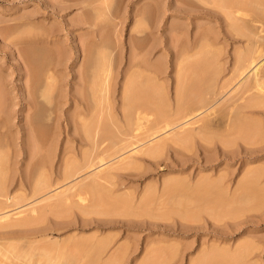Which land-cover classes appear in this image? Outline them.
I'll return each mask as SVG.
<instances>
[{
    "label": "rangeland",
    "instance_id": "obj_1",
    "mask_svg": "<svg viewBox=\"0 0 264 264\" xmlns=\"http://www.w3.org/2000/svg\"><path fill=\"white\" fill-rule=\"evenodd\" d=\"M56 1L54 2V0H0V80L2 79L5 82L7 81L12 82L15 85V88L13 89L11 88L10 90L3 88L5 91L4 96L7 97V99L4 100V103L5 106L7 104L9 105V107L6 106L8 108L4 110L6 107H3L2 101L0 102L2 104V107L0 108L1 110L0 113L2 112L6 113L4 114L5 117L4 115L1 116L2 114H0V119H2V121L5 120L4 118H6V116L9 115L13 117L12 121L18 122V125H20L21 127L25 123L24 121H19L22 115H26L27 113L30 115L29 110L32 113L38 109H41L40 117L45 123L48 122V118H49V122H51L50 119L55 115V113L63 114L64 118L60 119V123H61V127L64 128L65 125L67 124V120L65 119V116L72 118L75 116L76 112H79L83 109L82 104L84 102L81 101L80 105H78L73 101L72 98H75L76 96L77 97L83 96L86 98L87 96L86 99H88V97L90 98V96H92L89 93V90L87 91V88L85 86L86 85V80L84 79L85 70L83 69V67L85 66L84 65L85 62L83 61H86L87 56L90 54L91 58L99 57L100 62H104L105 65L111 62H112L111 64H113V66L111 64H108L110 67L112 66L113 68L112 74L114 73L113 78L111 79L112 91L110 93L111 94L110 97H111V103L114 106V114H115L114 117L116 120L119 121L117 123H118V127L120 128L122 127L125 121V118L122 117L123 116L122 108H123L124 90H125L124 86L129 78L128 76H130V74L134 72L135 65L137 64L138 61L140 62L145 61L146 64H150V65L155 64L160 66V70L162 71V73L160 74V77H158V80H159V84H161L164 87L163 92L167 104L166 109L170 110L171 108L174 107L176 103V88H177L176 77L178 72L177 69L175 70L176 68L175 57L173 58L169 56L167 49H170L171 51L178 50L183 44H185L189 49L188 51L189 53L187 54L185 53L184 56L187 57L190 55L192 56L191 58L192 60L193 58H197L196 61L200 59V55H201V59L204 56V53H201V49L203 48V45L204 46L210 45L212 46V49L216 50L217 52L218 49L219 50L222 49L221 51L218 52V54H220L221 56L219 55L217 60H215V63L216 62L218 63L217 65L220 66L219 68L223 72V73L221 72L222 75L220 76V81H223L224 79H227L229 77L230 69L233 67L234 58L236 56L237 51L239 49H244L243 43L240 41L225 40V36L223 33L227 32L229 35H232L230 32L231 28L225 22H223L222 20L223 18L220 19L222 20L220 23V20L217 19L218 14L216 13L218 7L222 9L219 2L222 3L223 0L222 1L193 0L191 1V4L193 3L192 6L191 5L188 6L190 2L187 3L188 8L185 6L186 4L182 0H180L182 2H180L179 0H68L69 2L64 0L66 1L65 4L67 3L66 4L67 7L66 9H63L61 11L55 10L54 6L57 3H60L61 0H56ZM195 1H196V5L194 4ZM61 2H63V0ZM176 2L178 4H176ZM52 3H55V5H52ZM182 3H184L185 5ZM183 6H185V8ZM206 9H208V11ZM251 9L252 12L251 13L247 12V14L246 15L244 14V16H243L244 11L242 12V15L239 14L241 20L244 21V22L242 21V23L240 24L241 29H244L242 31L246 32V34L248 33L249 35L251 33L254 34V32L258 31L259 33L257 32V35L260 34L262 38L261 40H263L264 42V38H263L264 16L261 15L260 12L259 15L258 9L257 10H255L256 8H254V10L253 8ZM46 10L54 14L53 15L43 14ZM153 10H155L156 12L154 13ZM218 11L220 10L218 9ZM253 11L255 12L257 11L256 15H258V17L255 15V12L253 13ZM250 14L251 15L253 14L255 18L254 17L252 18ZM89 16L90 19L91 18L93 19V21H91L88 18L90 22H87L85 17H89ZM245 17H248V19ZM260 17L261 20L263 19L261 22H260ZM94 19L96 21H94ZM254 19H257L259 21L257 20L254 21ZM80 21L85 22V24L84 23L82 24V22L80 23ZM91 22L96 24V26H93V23ZM141 23L145 25L143 26ZM139 24L140 26L141 25L142 26L139 27ZM242 25L245 26L242 27ZM96 28H97V33L96 34L92 33V30ZM245 29L246 30L248 29V32L245 31ZM50 30L52 35L46 34ZM253 30L254 32H252ZM25 32H27L28 34H25ZM46 35L51 36L52 40L54 39L53 41L56 44L55 45L53 44L45 45L42 43L40 44L39 40ZM134 35H136V37H134ZM137 35L140 37H138ZM254 35H256V33ZM147 37L148 38L152 37L151 39L149 38V43H147L148 41ZM133 38L134 40L137 41H134ZM146 38L147 40L145 41ZM140 39L143 40V46L141 45L142 41ZM139 40L141 41V43ZM201 40L203 41L201 42ZM170 41L173 45L170 43ZM93 42L96 44L94 48H92ZM136 42H138L141 46L138 43L137 46ZM199 42H201L202 44ZM133 43L135 49L136 47H141L139 49L141 53L137 50L138 54H136L137 56L136 58L133 57L135 55L134 53H137L135 49H134L135 51L132 50L134 48L132 46ZM146 44L151 45V47L150 45L149 46L147 45L148 46L146 47V49L148 48V50L146 51L147 53L145 52V48H144ZM82 45H84L85 47L87 46L86 48L88 50L85 49V47L83 48ZM79 46L80 48H82V51H84L83 53L81 52L77 53L78 50L77 48ZM262 46L263 45L261 44V47ZM142 47L144 50L142 49ZM261 47L258 49V51H260V49L262 50L261 52H259L260 54L258 52L256 54L259 57L258 60L259 61L262 60V67L258 76L261 78V81L264 83V62H263L264 53H262L264 50V46L263 48ZM23 48H27L26 50H28L29 52V53L27 52V56H29V58L31 59L33 58L32 62H34V67H32L33 65L32 63L30 67L32 69L35 68V72L36 71L38 72V73L36 72L37 75H35V72L33 73V76L31 75V73L34 71L33 70L31 71L30 74L28 72L25 76H21L22 74H24V72L18 70L17 65L23 63L21 61H25V57H23L24 53L22 54L20 52ZM54 48L55 49L58 48L61 52L64 51L67 57L71 55L74 59L76 58V63L74 65H70L73 60L70 59L68 62L64 61L56 68L57 75L60 78V82H59L60 91H62V94L64 95L61 98L58 97L57 89L51 88V91H49L50 89H47L48 87V85L46 87L47 80H45L48 70L50 69V67L51 68L53 67L51 62L54 60V58L55 61L57 60L58 50H55ZM89 48L92 49L89 50ZM88 52L90 53L88 54ZM132 53L134 55H132ZM109 54L111 55V57H109ZM141 54L144 55L142 56ZM196 54L197 56L198 55L199 56L194 57L196 56ZM100 55H102V57H100ZM108 58L109 59L113 58V59L112 60L110 59L107 62ZM139 58H141V60H139ZM135 59H137V61H135ZM81 70H83L84 72ZM253 71L254 70H251L242 80V81L245 80L249 81L246 82L247 85L249 84L248 86L251 85V80L253 82L254 79ZM80 72H83V74ZM144 73L146 76L149 74V72L147 71L143 72V74ZM27 75L29 78H27ZM81 75L84 76V77L82 76V78L84 79L85 82H83ZM30 76L32 77L36 76V78L34 79L32 78L33 79L32 80L30 79L31 78ZM189 76L190 74L189 75L187 74V78H188L187 81H189L190 78ZM28 79L30 80V82L28 81ZM31 80H32V89H31ZM27 81L28 84L30 83L29 86L27 84ZM26 84L28 88H30L31 90H27V91L22 90V87L25 86ZM10 87L12 86L9 85V88ZM197 89L199 90L198 86ZM46 90H48V92ZM121 91L123 92V95ZM252 91L256 92L255 89H253ZM27 92L28 95H30V93H33V100L32 97H30V101L32 100L33 103L36 104L35 105L36 107L34 105L32 107L28 105V100L26 99ZM34 93H36L35 96H37L35 101H34ZM86 93L87 95H84ZM225 93L226 92L221 93V96L220 94L218 95V99L220 98L219 99L220 103L219 105L217 103L218 105L217 107H219L221 103L223 102L225 103L226 102L225 99L228 100L229 97L231 96L230 93H226V94ZM250 93L248 92V94ZM101 96H103V94H101ZM1 100H3V98ZM192 101H195V98L194 100H191V102ZM104 105L105 103L103 104V106ZM34 107L35 109L36 108L37 109L35 110ZM103 109L104 107L101 108V111H105ZM202 110L204 111V109H201L199 110V112L196 111L195 114L200 113L201 114L200 117L202 115L205 116L206 113H204ZM104 113L106 115V111L103 112L101 115L103 116ZM262 113H264V108L260 109L259 113L253 114L250 117V119L255 120L257 122L260 121V123L263 124L264 126V115ZM105 115L102 118L104 120H106ZM17 116L19 119L17 118ZM147 117L149 119V122L152 121L153 116L148 115ZM11 128H10L11 137L13 138L20 137L19 139H17V141L22 142L23 147L26 146V139H27L26 130L23 127L20 129L17 127H11ZM115 129L117 130V128ZM174 132L172 131V135H171V132L169 131L161 135L160 138L158 137L153 140V142L154 141L156 142L154 143L151 142L149 145H147V146H154V144L157 143L159 139L165 137L168 140V144L164 148L165 151L164 149L163 151H161L164 154L163 156L160 155V157L159 156L153 157L150 155L149 157L146 153H144L147 147L146 145H145V149L144 147L142 148L144 151L138 152V154L135 153L134 152L135 150L133 151L134 149L133 147L137 145H131V146L129 144L126 145L125 143L126 141H123L124 142L123 144L122 141L118 140L121 137H124L121 134L117 135L116 139L115 136L113 137L105 136L103 138L108 137L109 139L106 138L108 140L104 141L103 145L106 144L105 145L106 147L108 145L107 150L110 149L111 150L110 153L112 155L111 158L110 153L108 151H106V153L104 152L105 155L104 157L106 158L105 161H107L109 158V160L106 162V165H104V167L103 166L99 167L98 169L90 168L87 171H84L85 173L82 172L81 174L69 180H64L61 177L65 167V164L63 163L64 159L67 158V156L71 157L72 155H74V153L76 154L80 153L79 157L81 159V153H86V151L89 153L91 152L87 142L83 140H80L78 143L74 142V139H79V137L77 136L79 135V133H80L79 136H83V135L79 131H77V135H74L75 131L74 129H72L70 138L63 139V142L61 144V149L56 150L55 157L49 160V165L46 168L49 171V173L52 174L50 180L53 186L51 188H48L47 190L46 189L42 190L43 193H41L42 192L41 191L40 192L41 194L39 193L38 195L29 198L27 200H24L22 202L19 201L18 204L13 205L7 209H4L3 211H0L1 213L0 216H3L4 214L8 215V217L0 218V264H46V262H48L49 264L50 261H51L50 264L52 263V261L54 262L52 264H56L58 260H55L56 261L55 262L54 259L55 258L60 259L62 257L63 258L59 260L61 261V264H64L65 262H67L68 264L70 263L72 264V261L68 262V260H65L64 258L67 259L69 258L71 260L73 259V264L76 263L103 264L104 262H105L104 264H108L110 259L109 256L110 255L112 256L114 251H119L121 248H127V250L125 249L126 250L125 255L122 256L121 262L119 264H192V262H194L193 264H197V263L204 264L205 261L206 264L209 261H211L210 262L211 264H218L220 261H222L221 258L223 257L225 260L223 259L224 261L220 262V264L221 263L228 264V262L230 264H251V263L264 264V206H262L263 208L257 206V204L260 203H261L260 205L264 204V195H261L259 196L261 198H258L261 200V202H258L259 201L257 199L258 196L255 197L257 200L255 202H254L255 198L254 199L252 198L253 200L250 199L251 201L247 199L248 202L250 201L251 203H254V204H250L249 202L248 204V202H246L248 205L252 206V211L246 203L245 204L249 207L250 210H248V207L245 208L246 205L243 203L244 197L242 198L239 196L241 193L239 191V185L240 187L243 186V181L245 179L244 175L246 174V172L250 174L249 171L251 172V170L253 172L254 171L259 172L260 170V173L262 174V178H261L262 181H260L259 187L261 186L260 188H264V147H262V150L259 152L248 153L249 155L243 152L242 154H240L239 157L236 156V159L231 158L229 156H226L227 157L226 158L225 155L223 154L225 150L222 148L220 150L210 148L208 153V151H206L207 148L199 143H197L198 145L197 144L193 145L194 147L189 145V148H187V146L184 145L185 146L184 148V146L182 147L179 146V144L177 143L175 144L174 141L173 143L169 142L172 141V138L175 137ZM166 136H168V138L172 136V138L168 139ZM111 139H113L114 141H112ZM170 144H172V146ZM174 144L178 145L177 146L178 148H174L176 147L174 146ZM122 146L124 147L129 146V147L124 148ZM261 146H264V144L261 143V145L258 144L257 146H253V147H261ZM116 147H118L119 150H117ZM192 147L193 149H191ZM238 147L239 146H234L231 149L227 148L226 151L236 150V152H238L240 150V148ZM180 148H183L184 150H181ZM64 149H68L70 151L64 153ZM177 149H179L180 152L179 150L177 151ZM188 149H190L189 152L187 151ZM7 150L8 148L2 149L0 150V153L5 154L6 152L7 155L9 154L11 156L12 149H9L8 151ZM116 150L119 152H117ZM191 151H193V153ZM93 153L94 152H92V154ZM183 153H185V155L182 156L178 155ZM121 154L123 156H120ZM113 155L115 157H113ZM242 156H245V159H242L241 158ZM251 157H255V158H251ZM34 160H31L29 157H23L20 155L14 157L13 160L14 163L18 161V163L14 165L16 171L15 173L20 174L21 172L25 171L27 165L29 163L34 162ZM96 160L98 161V158ZM35 161H39V158L37 157ZM128 164L130 167L128 166ZM120 166H122L121 169ZM131 166L134 167H132L131 169ZM248 167H253V168L255 167V169L259 168V170L258 169L253 170V168H250L249 170ZM92 169L94 170L91 171ZM99 171H101V173L98 175L101 176L105 174V177L107 179L104 177L101 178L106 182H103L101 179H98L97 180L98 185L100 184L99 186L103 187V190L108 196L107 195L104 196L106 199L102 197L101 199L102 201L100 200V198H97V201L95 200V198H93L95 200L94 201L87 194H89L88 191L92 190L89 188L90 180L94 179L91 180L92 183L90 184H93V182L95 183L94 177ZM227 173L230 174L227 175ZM201 179L205 181H202ZM198 181H201V183ZM178 183L181 185H179ZM210 183L216 186L217 190L213 187L215 189L214 190L215 192L218 191L222 193L223 200H225L226 203L228 199L234 195V193L235 194L238 193L237 196L236 195L234 196L239 198L233 196L232 197L233 201L231 200V198L228 201L231 202L232 207H234L232 209L233 212L235 210L234 213L228 214L229 212H226L228 211L227 207H225L226 208L225 210L224 207L222 208L221 206L219 207L217 205L219 208L218 210L224 209L226 215L222 214L221 217L220 216L217 217V215L215 216L211 214V212L214 214L219 212L218 215H220L224 211L221 212L218 211L216 205H211V203L209 202L210 207L215 206V208H210L209 203L205 201L206 198L210 200L211 198H215L206 190H202L205 189L204 187L206 186V184H210ZM85 184H88L87 185L88 191H85L87 190ZM79 186L80 187L83 186L81 188L84 191L83 194L80 192L82 190H80ZM180 188L182 189L184 188L183 189L184 191ZM74 190L78 191L79 193L77 192L76 194ZM185 190L187 193L183 194ZM175 191L178 193L173 194V192ZM188 191L189 193L191 191V193L189 194ZM195 191H198L199 194L201 195H199L198 192L196 194ZM14 192L15 191H13V194ZM180 192L182 195L180 194ZM71 193L72 196L70 195ZM73 193L76 194V196ZM127 193L128 195H126ZM193 193H195L196 195H194ZM204 193H208L207 195L209 194L210 195L205 196L206 194ZM67 194L69 195V197ZM186 194L188 195L186 196ZM191 194H193V196ZM81 196L83 197V199ZM126 196H128L129 199H127L128 197ZM180 196H182V198L185 199V201L181 199ZM188 196H191L192 199H194L195 196L196 197L198 196L199 197V198L197 197L198 200L201 199L198 201L197 198H195V200H197L198 202L201 201L199 203L200 204L199 207L201 211H197L199 210V207L197 206L198 207L197 208L196 205H193L194 204L193 200L192 199L188 200L191 198V197L187 198ZM88 197L94 203L96 202H98V204L100 203L99 206H97L98 208L96 207L97 209L93 208V206H96L97 204L93 203V206H91L92 202ZM112 197L114 199H112ZM174 197H178V199H181L180 201L183 200L181 203L176 199L177 201L175 202L176 203L179 202L178 204L180 205L185 204L187 201V203L190 205L189 207L194 206L191 208L194 209L197 208L196 210L197 214H195L194 216L195 210H193V213H191L192 209L190 210L187 203H186L187 206L183 205L181 206L182 208L180 207V205L174 203ZM75 198L77 201L79 199V204L81 205V208L84 205L85 207L90 205L87 208L84 207V209L85 210L87 209V211L90 208V210L88 211L89 215H87L88 214L87 211H85L83 208L81 210L80 208H78L79 204L75 200ZM103 198L107 202L103 201ZM107 198L110 200V202L114 201L117 204L115 205L116 209L112 205V208H114V210L112 209V211L110 212L107 211L106 208L110 210L111 209L110 206L112 203L109 205L110 202ZM142 198H143V203L145 202L144 204L146 206H144L143 203L140 202L142 201ZM171 198H173V201L171 200ZM62 199L64 203L62 202ZM202 199L204 200V203ZM239 199L242 201L244 205L239 204L240 203ZM118 200L119 203L122 204L120 206H124V207L121 208L119 206V203H117ZM167 200H169L170 202ZM195 200L194 202L196 203L197 201ZM87 201L90 204L89 203L86 204ZM59 203L61 204V206L63 205L62 207L63 208L65 207L66 211H69V213L64 211L63 208H61L60 212H62V214L60 215V212L56 211L58 208L60 209L61 207L60 205H58ZM171 203L172 204L174 203V205L175 204L176 205L174 206ZM202 203L204 206L201 205ZM205 203H208V206L207 204L205 205ZM233 203L234 205L236 203L239 204L240 207L239 209L241 214L237 209L238 206L235 207L236 205L234 206ZM54 204L57 205L54 206ZM101 204H106L105 209L102 210V208H104V205L102 206ZM107 204L109 205V207ZM170 204L174 207H177V205L179 207H177L178 209L175 208L174 211L172 210L174 209V207H171ZM52 205L54 206V209L57 206L59 207H57L53 212L54 209L52 210L53 207ZM242 205L245 207L242 208ZM206 206L209 207V209L206 208ZM253 207L254 208L258 207V208H255V210H253L254 209ZM77 208L79 211L77 210ZM91 208L94 209L95 212L92 211ZM179 208H181L182 212L181 210L179 211ZM118 209L120 210L119 212L117 211ZM207 209L208 210L211 209L210 215L214 216L213 218L209 215V211H207ZM212 209L214 211L216 209L217 212L215 213ZM184 210H189V212L192 215L188 211H186L187 212L186 215ZM176 211L177 214L175 213ZM41 212L42 214H40ZM81 212L82 213L85 212V213L81 216L82 214ZM43 213L46 215H44ZM107 213L108 214L113 213L114 215L112 214L107 215ZM182 213H184L185 215H182ZM39 214L41 215V217H43L39 221L40 224L36 223L37 224L36 226L34 224L33 226H28V227L27 226L22 227L19 225V222L25 220L26 218L32 215L38 217ZM188 214H190L191 217L188 216ZM231 214L232 216H230ZM234 214H236L235 218L233 216ZM136 215H138L139 219H137ZM215 217L216 220L214 219ZM38 231H41V233H38L30 238L29 237L24 238L25 235ZM114 234H116L115 237ZM98 239L99 242L103 241L102 239H104L111 243L109 250L104 252L103 255H99V258L97 257V255L95 256V253L92 249V247L98 243ZM246 240L248 241L246 242ZM129 242L131 243V247ZM54 243L55 244L57 243L56 247ZM244 243L245 244L251 243V245L253 246L255 245L254 246L255 248L253 253L251 254L252 256L250 255L244 259H241L239 258V251L242 249V246L245 245ZM124 244L126 245L124 246ZM47 245H49L50 249L48 248ZM73 246L74 247L76 246V248L74 249ZM118 247L120 249H118ZM239 248L241 249L238 250ZM52 249L54 250L55 253L51 251ZM57 249L63 252L61 253L58 250L59 254H57L58 253ZM76 249H79V251L78 250L76 251ZM47 250L49 251V253H45V251ZM255 251H257L258 254ZM50 252L52 253V255L50 254ZM147 253L149 254L147 255ZM212 254L214 255L212 256ZM57 255H60V258L59 256L57 257ZM68 256L70 257L73 256V257L70 258ZM107 258L109 259L107 260ZM207 258H208V262H207ZM63 259L65 260V262L63 261ZM195 259L197 263H195L194 261ZM217 260L218 262H216Z\"/></svg>",
    "mask_w": 264,
    "mask_h": 264
},
{
    "label": "bare ground",
    "instance_id": "obj_2",
    "mask_svg": "<svg viewBox=\"0 0 264 264\" xmlns=\"http://www.w3.org/2000/svg\"><path fill=\"white\" fill-rule=\"evenodd\" d=\"M55 1L56 0H54V2ZM61 1H60V3H57L56 5H55V3H52V5H55L54 6L55 7V10L61 11L63 9H66V7H67L66 4L67 3L65 4V2L68 1V0H66V1L63 0L64 3L61 2ZM182 1L186 5L184 3H182V4H184L187 8H188V6H190V5L192 6L193 5V3L191 4V1H193V0H182ZM182 1H180V2H182ZM56 2H58V1H56ZM188 2H190V4H188V6H187V3ZM219 3H220V6L222 7V9H220L217 6L218 9L220 10V11H218V9H217V12H216L218 14L217 19L220 20L221 18H223L222 19L223 22H225L231 28L230 32L232 34V35H229L227 32L223 33L224 36H225V40L240 41V42L243 43L244 49H239L237 51L236 56L234 58L233 67L230 69L229 77L227 79H224L223 81H220V76L222 75L221 74L222 71L219 68L220 66L217 65L218 64L217 62L215 63V60H217L218 56L220 55V54H218V52L221 51L222 49L221 50L218 49V52H217L216 50H213L212 49V46H210V45H205L204 46L203 45V48L201 49V53H204V56L201 59V55H200V59L201 60L199 59L197 61H196L197 58H193V60H194L193 61L191 59L192 56H190V55L187 56V57L184 56L185 53L186 54L189 53L188 52L189 49H188V47L185 44H183L180 47V49H178V50L171 51L170 49H167L168 50V53H169V56H171L173 58L175 57V67H176L175 70L177 69V72H178L177 73V77H176V82H177V84H176V86H177V88H176V103H175L174 107L171 108L170 110H167L166 109L167 108V104H166V101H165V98H164V92H163L164 87L161 84H159V80H158V77H160V74L162 73V71L160 70V66L155 65V64H152V65L146 64L145 61H142V62L138 61L137 64L135 65L134 72H132L130 74V76H128L129 78L127 77L128 80H127V82H126V84L124 86V89L125 90H124V100H123L124 102H123V108H122V114H123V116L122 117L125 118V121H124L122 127L119 128L118 127V123H117L119 121L116 120L115 117H114L115 116V114H114V106L111 103V97H110V95H111L110 93L112 91L111 79L113 78V74H114V73L112 74V72H113L112 71L113 70V68H112L113 64H111L112 62L111 63H108V64H111L112 65L110 67L108 64L105 65L104 62H100V58L99 57H92L91 58V55L89 54L90 52H88V54L90 56L87 54L88 55L87 56V60L85 59L86 61H83V62H85L84 63L85 66L83 67V69L85 70V73H84V76L85 77L83 75H81V78L83 76L84 79L86 80V85L85 84L84 85L86 86L87 91L89 90V93L92 96H90V94H89L90 98L88 97V99H86L87 96H86V98L83 97V96H79V97L76 96L75 98H72L73 101L76 104H78V105H80V102L81 101L84 102L82 104V106H83L82 108L83 109L81 111H79V112H76L75 116L72 117V118L65 116V119L67 120V124L65 125L64 128L61 127V123H60V119L64 118V115L63 114H57V113H55V115L53 117H51V119H50L51 122H49V118H48V122L47 123H45L41 119V117H40L41 109H38V110H36L37 108L35 109V107H36L35 105L36 104L33 103V101H32L33 100V93H30V95H28V92H29L28 91L27 94H26L27 95L26 99L28 100V105H30L31 107L34 105L35 106L34 109L36 111L34 110L35 112H32L31 113L30 110H29L30 115L27 113L26 115H22L20 119L17 116V118L19 119V121H24L25 122L24 125L20 127V125H18V122H13L12 121V118L13 117L12 116H9V115L6 116V118H4L5 120H3V121H2V119H0V150L6 149V148H8V150L9 149H12L11 156L9 154L7 155L6 152H5V154L0 153V211H3L4 209H7V208H9V207H11L13 205L18 204L19 201L22 202L24 200H27L29 198H32V197L38 195L42 190H44V189L47 190L48 188H51L53 186L51 184V180H50L51 177H52V174L49 173V171L46 168L49 165V160H51V159H53L55 157L56 150L57 149H61V144L63 142V139L64 138H67V139L70 138V136H71L70 134H71V130L72 129H74V131H75L74 135H77V131L81 132V134L83 135V136H79L80 135V133H79V135H77L79 137V139H74V142H77L78 143L80 140H83V141L87 142V144L89 145V148H90L91 152L89 153V152L86 151V153H81V159L79 157V154L80 153L79 154L78 153L77 154L74 153V155H72L71 157H68L67 156V158L64 159V161H63V163L65 164L64 171H63L62 175L60 174L61 177H62V179H64V180H69V179H71V178H73V177L81 174L82 172L87 171L90 168H97L98 169L99 167H102V166L104 167V165H106V162L109 160V158H108V160L105 161L106 158L104 157L105 156L104 155V152L106 153V151H108L110 153L111 150L110 149H109L110 151L107 150L108 149V145L106 147L105 146L106 144L103 145V143H104V141H106V140L109 139L108 137L115 136V139H116L117 135H119V134H121L124 137H121L120 136L121 138L118 139V140H120L122 142L123 141H126L125 142L126 145L127 144H129L130 146L131 145H137V146L133 147L134 148L133 151L135 150L134 152L137 153V154H138V152L144 151L142 148L144 147V149H145V145L146 146L149 145L151 142H153L154 139H156L158 137L160 138L161 135H163V134H165V133H167L169 131L171 132V135H172V131L173 132L175 131L174 132L175 135L173 134L175 136V137L173 136L174 138H172V136L169 137V138H168V136H166L168 139L172 138V141H169V142H172L173 143V141H174L175 144L177 143V144H179V146H182V147L185 145V146H187V148H189V145L190 146H193V145L199 143V144H202L203 146H205L208 149V150L206 149V151H208V153H209V149L210 148L211 149H218V150H220L222 148V149L225 150L223 152V154L225 155V157L226 156H229L231 158H235L236 159V156L239 157L240 154H242L243 152L248 154V153H256V152L261 151L262 150V147H264V146H261V147H253V146H257L258 144L261 145V143L264 144L263 143L264 142V135H263L264 126H263V124L260 123V121L257 122L255 120L250 119V117L253 114L259 113V110L262 109V108H264V83L261 81V78L258 76L259 73H260L261 67H262V60L259 61L258 60L259 57L256 54L257 52L259 53V52L262 51L261 49H260V51H258V49L261 47V44L264 46V42H263V40H261L262 39L261 38V35L260 34L257 35V32L258 31H256V32H254V30L252 31V32H254V34L256 33V35H254L252 33L249 35L248 33L246 34V32H243L242 31L244 29H241V25L240 24L242 23L243 20H241V17L239 16V14L242 15V12L244 11L245 12V13L243 12V16H244V14L246 15L247 12H250V13L252 12V9L251 8H253V10H254V8H256L255 10L258 9L259 10L258 13L260 12L261 15L264 16V0H245V1H242V0H223L222 3L221 2H219ZM219 3H218V5H219ZM176 4H178V3L176 2ZM194 4L196 5V1H195ZM185 6H183V7L185 8ZM208 9H206V10L208 11ZM155 10H153L154 13L157 11V10L156 11ZM83 11H85V10H83ZM213 12H214V10H213ZM254 12L255 11H253V13ZM256 12H255V15H256ZM260 13H259V15H260ZM43 14H45V15H53L54 13H50L49 11L46 10ZM220 16H222V17H220ZM251 16H252V18L253 17L255 18V16H253V14ZM256 16L258 17V15H256ZM85 18H86L87 22H90V20L93 21L92 18L90 19V16L89 17H85ZM245 18L248 19V17H245ZM222 20H220V23H221ZM255 20H257V19H254V21ZM262 20H261V17H260V22ZM94 21H96V20L94 19ZM257 21H259V20H257ZM81 22L82 21H80V23ZM83 23L85 24V22H82V24ZM91 23H93V22H91ZM91 23H90V25H91ZM245 23H247V22H245ZM141 24L143 25V23H141ZM246 25H248V24H246ZM19 26H21V25H19ZM93 26H96V24L93 23ZM141 26L139 24V27H141ZM244 26L245 25H242V27H244ZM134 28H133V30H134ZM245 31L248 32V29L247 30L245 29ZM146 32H149V31H146ZM92 33L96 34L97 33V28L94 29V30H92ZM25 34H28V33L25 32ZM46 34H51V30L48 31V33H46ZM95 37H96V35H95ZM134 37H136V35H134ZM138 37H140V36H138ZM147 38L145 39V41L147 40ZM149 38L151 39L152 37H149ZM149 38H148L147 43H149ZM263 38H264V36H263ZM53 40H52L51 36L46 35L43 38H41L39 40V42H40V44L42 43V44H45V45H49V44L55 45L56 43ZM133 40H134V38H133ZM203 40H201V42ZM134 41H137V40H134ZM141 41H142V43H141ZM141 41H140V43L143 46V40H141ZM152 41H153V39H152ZM177 41H178V38H177ZM201 42H199V43H201ZM209 42H210V40H209ZM137 43L138 42H136V45L138 46L139 43L138 44ZM170 43H171V41H170ZM181 43H182V40H181ZM150 44H146V46L144 47L145 48V52L148 50V48L146 49V47H148ZM177 44H180V43H177ZM201 44H200V46H201ZM95 46H96V44L93 42L92 48H94ZM132 46L134 47V43H133ZM263 46L261 48H263ZM82 47L84 48L85 46L82 45ZM86 47H85V49H87ZM150 47H151V45H150ZM92 48H89V50L92 49ZM140 48L141 47H136V49H135V47H134L132 50L133 51H135V50L137 51L138 50L140 52V50H139ZM177 48H178V46H177ZM23 49L21 51L19 49V51L22 54L23 53L25 54V55L23 54V57H25V61H21L23 63H20L19 65H17V68H18V70L24 72V74L21 73L22 74L21 76H25L28 72L30 74L31 71L34 70L31 73V75L33 76V73L35 72V68L32 69L30 67L31 63L33 64L32 67H34V62H32L33 58L31 59V58H29V56H27V52H28V50H26L27 48H23ZM77 49H78L77 50V53L78 52H81V53L84 52V51H82V48H80V46ZM142 49H143V47H142ZM55 50H58L57 51L58 56L56 54L57 60L55 61V58H54V60L51 62L52 65H53V67L52 68L50 67V69L48 70V73L46 72L47 75H46V79L45 80H47L46 81L47 84L46 83L45 84H46V87L48 85L47 89H50L49 91H51V88L52 89L53 88L54 89H57L58 90V92H57L58 97L61 98L64 95L62 94V91H60V86H59L60 78L57 75L56 68H57L58 65L62 64L64 61L65 62H68L70 59H73L70 65H74L76 63V58L74 59L71 55L69 57H67V55L65 54V52L64 51L61 52L58 48L55 49ZM138 51H137V53H134L133 52L135 55L132 53V55H134L133 57H135V58L137 57L136 54H138ZM55 53H56V51H55ZM262 53H264V50H263ZM100 54H101V52H100ZM141 55L143 56L144 54H141ZM198 56L196 54V56H194V57H198ZM100 57H102V55H100ZM109 57H111L110 54H109ZM110 59L108 58L107 62ZM137 59H135V61H137ZM23 60H24V58H23ZM139 60H141V58H139ZM135 61H133V62H135ZM170 62H171V60H170ZM209 65H210V67H209ZM251 70H254L253 71L254 79H253V82L251 80V85L248 86L249 84L247 85L246 82H249V81H246V80L245 81H242V80H243V78ZM81 71H83V70H81ZM145 71L149 72V74L147 76L145 75V73L143 74V72H145ZM36 72H35V75H37ZM83 72H80V73L83 74ZM187 74L188 75L190 74L189 81H192L193 80L192 82L187 81L188 80ZM32 76H30L31 77L30 79L36 78V76L35 77H32ZM27 78H29L28 75H27ZM84 79H83V82H85ZM32 80H31V89H32ZM28 81L30 82L29 79H28ZM28 81H27V84H28ZM7 82L3 81L2 79L0 80V102L2 101L3 107H6V106L9 107V105H7V104L5 106V103H4V100L7 99V97L4 96L5 91H4L3 88L8 89V90H10L11 88L12 89L15 88V85L12 82H8V83ZM27 84L22 87V90H26V91L27 90H31L30 88H28V86L30 85V83L28 84V86H27ZM9 85H11L12 87L9 88ZM197 86H198L199 90L197 89ZM253 89H255L256 92L255 91L253 92L252 91ZM57 90H55V91H57ZM2 91H4V92H2ZM46 91L48 92V90H46ZM250 91H251V93H250ZM32 92H33V90H32ZM83 92H84V90H83ZM224 92L230 93L231 96L229 97L228 100L225 99L226 100L225 103L222 101L223 103H221L220 106L217 107L219 105V103H220V100H219L220 98L218 99V95L220 94V96H221V93H224ZM248 92L250 94H248ZM87 93L84 94V95H87ZM232 93H234V94H232ZM101 94H103V96H101ZM35 95H36V93H34V101H35V99L37 97ZM122 95H123V92H122ZM30 97H32V100H31L32 102L30 101ZM56 97H57V95H56ZM2 98H3V100H1ZM103 98H104V100H103ZM194 98H195V101H192L191 102V100H194ZM218 100H219V102H218ZM104 103H105V105L103 106ZM217 103H218V105H217ZM2 104H1L0 108L2 107ZM105 106H106V109H105ZM8 107H6L4 110H6ZM103 107H104L103 110L106 111V115H105V113L103 114V116L104 115L106 116V120L102 119L103 116L101 115L103 112H105V111H101V108H103ZM56 109H58V108H56ZM201 109H204V111L203 110L202 111L204 113H206L205 116L202 115L200 117V115H201L200 113L195 114L196 111L199 112V110H201ZM0 112H1V110H0ZM0 114H2L1 116H3L6 113L5 112L4 113L2 112ZM262 114L264 115V113H262ZM148 115L153 116V119L150 122H149V119L147 117ZM4 117H5V115H4ZM148 122H149V124H148ZM11 127H17L19 129L23 127L26 130V135H27L26 146L23 147L22 146V142L17 141V139H19L20 137H18V138L11 137V129H12ZM115 128H117V130ZM105 136H108V137H106L108 139L103 138ZM111 140L114 141L113 139H111ZM154 142H156V141H154ZM115 143H116V141H115ZM123 144H124V142H123ZM167 144H168V140L165 137H163V138L159 139L157 141V143L154 144V146H147L144 153H146L148 156L150 155V156H153V157H157V156L160 157V155L163 156L164 153L161 152V151H163V149L165 148V146ZM175 144H174V146H176V147H174V148H178L177 147L178 145H175ZM170 145L172 146V144H170ZM185 146H184V148H185ZM234 146H239L238 148H240V150L238 152H236V150L235 151L234 150H229V151L227 150L226 151L227 148H230L231 149ZM113 147H114V145H113ZM122 147H124V146H122ZM126 147H129V146H126ZM126 147H124V148H126ZM193 147L191 149H193ZM116 149L119 150L118 147H116ZM180 149L181 150H184L183 148H180ZM172 150H174V149H172ZM178 150L179 149H177V151ZM189 150L190 149H188L187 151L189 152ZM203 150H202V152H203ZM69 151L70 150H68V149H64V153H67ZM164 151H165V149H164ZM193 151H191V152L193 153ZM92 152H94L95 154L94 153L92 154ZM117 152H119V151H117ZM179 152H180V150H179ZM182 152H184V151H182ZM185 153H187V152H185ZM185 153L178 154V155H181L182 156V155H185ZM208 153H207V155H208ZM108 154H106V155H108ZM176 154H177V152H176ZM19 155L20 156H23V157H29L31 160H34V159L36 160V158L38 157L39 158V161H35V160H34V162L31 161L32 163H29L27 165V168H26L25 171L21 172L20 174H17V173H15L16 171H15L14 165L17 164L18 161H16V163H14L13 160H14V157L19 156ZM110 156L112 158L111 153H110ZM120 156H123V155L121 154ZM113 157H115V156L113 155ZM218 157H219V155H218ZM97 158H98V161L96 160ZM241 158L242 159H245V156H242ZM251 158H255V157H251ZM129 164H128V166H129ZM125 165H126V163H125ZM107 166H108V164H107ZM122 166H123V164H122ZM122 166H120V169H121ZM134 166H131V169ZM240 167H241V165H240ZM250 168H253V167H248L249 170H250ZM257 169L259 170V168H257ZM257 169H255V167L253 168V170H257ZM93 170L94 169H92L91 171H93ZM251 172L249 171L250 174H248V172H246V174H248V175H246L243 172L246 175V177H245V175H244V178L245 179L242 177L244 179L243 186L240 187V185H239V191L241 192V193L239 192L240 193L239 196L242 197V198L244 197V199H243L244 200V202H243L244 204L246 202H248V200H250V199L253 200L257 196H258L257 197V199H258V198H261L259 196L264 195V188H260L261 186L259 187L260 181H262L261 180L262 174L260 173V170H259V172H256V171L253 172L251 170ZM100 173H101V171H99L96 174V176L94 175L95 176L94 177L95 178V183L93 182V184H90V183H92L91 180H94V179H91L90 180L89 188L92 189V190H90L91 192L88 191V187H87L88 184H85L86 187H87V190H85V191H88V193H89L87 195H89V197H91L92 200H94L93 198H95L96 201H97V198H100V200H101L102 197H104L105 195H107L105 193V191L103 190V187L99 186L100 184L98 185V181H97L98 179H101L102 177L106 178L105 177V174H103L101 176L98 175ZM228 174H230V173H227V175ZM101 180L103 182H106L103 179H101ZM102 181H100V182H102ZM202 181H205V180H202ZM198 182L201 183V181H198ZM241 182H242V180H241ZM90 185H92V186H90ZM179 185H181V184H179ZM237 185H238V183H237ZM116 186H117V184H116ZM82 187H80V190H82L81 189ZM213 187L216 189V186L214 184L210 183V184H206V186L204 187L205 189H202V190H206L213 197H215V198H211V200L210 199H207L205 197L206 198L205 201H207L208 203L210 202L211 205H216L217 210L219 209L218 206L219 207L221 206L222 208L223 207L224 208L227 207L228 211H226V212H229L228 214L234 213L235 210H234V212L232 210L234 207H232L231 202H228V201H229L230 198L233 201L232 197L234 195L237 196L238 193L237 194L234 193V195L232 194L233 196L230 197V198L228 197L229 199L227 198L228 201L226 200L227 201V203H226L225 200H223L222 193H220L218 191L215 192L214 191L215 189ZM180 189H182V188H180ZM186 190H187V188H186ZM186 190H185V192L183 194L187 193ZM234 190H236V189H234ZM13 191H15L14 194H13ZM74 191L77 194L78 191H76V190H74ZM176 191L173 192V194H175V193L177 194L178 192H176ZM80 192L83 194L84 191L82 190ZM171 192H172V190H171ZM195 192L197 194L198 191H195ZM236 192H238V191H236ZM41 193H43V191ZM91 193H93V194H91ZM188 193H189V191H188ZM190 193H191V191H190ZM76 194H74V195L76 196ZM180 194H181V192H180ZM180 194H178V195H180ZM193 194L196 195L195 193H193ZM193 194H191V195L193 196ZM198 194H199V192H198ZM204 194H206L205 196H209L210 195V194L207 195L208 193H204ZM70 195L72 196V193ZM74 195H73V197H74ZM126 195H128V193ZM187 195L188 194H186V196ZM199 195H201V194H199ZM163 196H165V195H163ZM236 196H234V197H236ZM68 197H69V195H68ZM126 197H128V196H126ZM178 197H174V203H176L175 201H177V200L180 201L181 199H183L182 196H180L181 199H178ZM183 197H184V195H183ZM189 197H191V196H188L187 198H189ZM197 197L195 196L194 199H192V197H191L188 200H191L192 199L193 200V203H194L193 205H196V207L197 206L199 207V205H200L199 203L201 201L200 202H198V201L201 200V199L198 200L199 197L198 198ZM202 197H203V195H202ZM202 197H200V198H202ZM104 198H103V201L107 202L106 200H104ZM143 198H146V197H143ZM143 198H142V201H140L142 203H143ZM195 198H197L198 201L195 200ZM208 198H210V197H208ZM236 198H239V197H236ZM82 199H83V197H82ZM112 199H114V198L112 197ZM127 199H129V197ZM150 199H152V198H150ZM245 199L246 200L248 199V200L246 201ZM75 200H76V198H75ZM92 200L90 199V201L92 202L91 206H93V203H94ZM100 200H99V202H100ZM124 200H125V198H124ZM169 200H167V201H169ZM171 200L173 201V198H171ZM183 200L185 201V199H183ZM194 200L197 201V202L195 203ZM258 200H259L258 202H261L260 199H258ZM60 201H61V199H60ZM182 201H180V202L182 203ZM202 201L204 203V200L203 199H202ZM255 201H257L256 198H255L254 202ZM62 202H63V199H62ZM77 202L79 204V199H78ZM109 202H110V200H109ZM140 202H139V205H140ZM249 202H248V204H249ZM56 203H58V202H56ZM88 203L89 202L87 201L86 204H88ZM117 203H119V200H118ZM144 203H143V205L146 206ZM174 203L173 204L171 203V204L174 205ZM178 203L179 202H177L176 204H178ZM186 203H187V201H186ZM186 203L185 204H182V205H180V204H178V205H180V207H181L183 205H186ZM203 203L201 205H203ZM208 203H205V205L207 204V206H208ZM210 203H209V207H210ZM238 203L235 204L236 206L234 205V203H233V205L235 207L238 206L237 209L239 210V213H240L239 204H243V203H242L241 200H240V203L239 204ZM94 204H97L96 206H93V208H96L97 206H99L100 203L98 204V202H96ZM110 204H111V206H110L111 209L109 208L110 210H108L106 208V210L109 211V212L112 211V209L114 210L115 205H117L116 202H114V201L113 202H110L109 205ZM250 204H254V203H251L250 202ZM260 204H257V206L258 207L259 206L260 207L264 206L263 203H262L263 205H260ZM56 205L57 204H54V206H56ZM58 205L61 206L60 203ZM76 205H77V203H76ZM101 205L102 206L104 205V208L101 207L102 210L105 209V205L106 204H101ZM109 205H108V207H109ZM112 205L114 206V208H112ZM120 205H122V204L119 203V206ZM143 205H141V206H143ZM172 205H171V207H174L175 206V205L174 206H172ZM178 205H177V207H179ZM191 205H192V202H191ZM243 205H242V208L245 207ZM247 205H246L245 208H247L249 206L250 209H251V211H252V206L251 205H248L247 206ZM54 206L52 207V210L54 209ZM62 206L60 207V209L58 208L56 211L60 212L61 211V208H63ZM88 206H90V205H88ZM88 206L85 207V205H84V206H82V208L84 209V207L87 208ZM189 206L190 205L188 204V207ZM207 206H206V208L209 209V207H207ZM57 207H59V206H57ZM120 207L122 208L124 206H120ZM177 207H174V209H172V210L175 211V208L178 209ZM191 207H194V206H191ZM191 207H189L190 210L192 209V212L191 213H193V210H195V213H194V216H195V214H197L196 210H197L198 207L195 208V209L194 208H191ZM249 207H248V210H250ZM258 207H255V208H258ZM78 208H80V210L82 209L80 204H79ZM78 208H77V210H78ZM181 208H179V211L181 210ZM210 208H215V206L214 207L212 206ZM255 208L253 210H255ZM55 209L53 210V212L55 211ZM63 209H64V211H66V208L65 207ZM186 209H188V208H186ZM208 209H207V211H209V215H210L211 209L210 210H208ZM89 210H90V208L88 209V211ZM91 210L94 211V209H92V208H91ZM225 210H226V208H225ZM225 210L224 209L223 210L222 209L218 210L220 212L221 211H224L223 213H221L220 215H218L219 212L216 213L217 211L215 209V211L214 210L213 211L216 214H214L212 212H211V214L212 215H215V216L217 215V217H219V216L221 217L222 214H225L226 215ZM248 210H245V211H248ZM259 210H258V212H259ZM33 211H35V210H33ZM41 211H43V210H41ZM85 211H87V209ZM88 211H87L88 214L86 213L87 215H89V212ZM117 211L119 212L120 210L118 209ZM117 211H116V213H117ZM177 211L175 212L176 214H177ZM186 211L189 212V210H184L185 214L187 215V212ZM197 211H201L200 207H199V210H197ZM66 212L69 213V211H66ZM66 212H65V214H66ZM82 212H83V210H82ZM94 212H91V213H94ZM181 212H182V210H181ZM181 212H178V213H181ZM84 213H82L81 216ZM113 213H110V214L107 213V215H111V214L114 215ZM40 214H42V212ZM40 214L38 215V217L32 215V216L26 218L25 220L19 222V225L22 226V227H26V226L28 227V226H33L35 224V226H36L37 225L36 223H39L40 219L43 218V217H41ZM61 214H62V212H60V215ZM102 214H103V212H102ZM104 214H106V213H104ZM185 214L182 213V215H185ZM190 214H188V216H190ZM206 214H208V213H206ZM236 214H238V213H236ZM236 214L233 215L234 218H235V215ZM0 215H1V213H0ZM44 215H46V214H44ZM136 216H137V219H139L138 218V215H136ZM230 216H232V214ZM1 217H8V215L7 214L6 215L4 214L3 216H0V218ZM211 217L213 218L214 216H211ZM192 218H194V217H192ZM225 218H223V219H225ZM214 219L216 220V217ZM222 225H223V223H222ZM11 233H13V232H11ZM38 233H41V231H38V232H34V233H30L28 235H25L24 238H27V237L30 238V237L38 234ZM254 234H256V233H254ZM115 235L116 234H114V237H115ZM126 237H127V235H126ZM104 239H102L103 241H100V242H99V239H98V243L95 246L92 247V249H93V251L95 253V256L97 255L98 258H99V255H103L104 252H106L107 250H109V247H110V244H111L110 242H108L107 240H104ZM106 239H107V237H106ZM247 241L248 240H246V242ZM56 244H55V247H56ZM49 245H47L48 248H49ZM125 245L126 244H124V246ZM45 246H46V244H45ZM254 246L251 245V243H248V244H245L244 246H242V249L239 248L238 250L241 249L239 251V258L244 259V258L250 256L253 253V251H254V248H255ZM119 247H118V249H120ZM130 247H131V243H130ZM75 248H76V246L74 247V249ZM53 249L51 251L54 252ZM125 249L127 250V248H121L119 251H114L115 253L113 252V249H112V252H113L112 256L111 255H110L111 257L109 256L110 259L107 258V260L109 259V263L108 264H119L121 262L122 256L125 255V251H126ZM58 250L59 249H57V252H58ZM77 250L79 251V249H76V251ZM114 250H115V248H114ZM47 251H45V253H49V251L48 252ZM255 252H257V251H255ZM255 252H254V254H255ZM258 252H259V249H258ZM258 252H257V254H258ZM77 253H75V254H77ZM50 254L52 255L51 252H50ZM57 254H59V252ZM148 254L149 253H147V255ZM54 255H53V258H54ZM79 255H80V252H79ZM213 255L214 254H212V256ZM58 256L60 258V255H57V257ZM47 257H48V255H47ZM68 257H70V256H68ZM72 257H70V258H72ZM151 257H153V256H151ZM62 258H60V259H62ZM233 258H234V255H233ZM60 259L55 258L54 261L55 260H58L57 261L58 264H59V262L61 264V261H59ZM64 259L65 260H68V262L69 261H72V264H73V259L72 260L69 259V258L68 259L67 258H64ZM64 259H63V261L65 262ZM81 259H82V257H81ZM211 259H212V257H211ZM219 259H220V257H219ZM221 259H222V261L225 260L224 257L221 258ZM198 260H199V257H198ZM145 261H146V259H145ZM194 261H195V263H197L196 262V259ZM222 261H220V262H222ZM50 262H49V264H50ZM57 262H56V264H57ZM207 262H208V258H207ZM210 262L211 261H209L207 264H209ZM216 262H218V260ZM220 262L218 264H220ZM226 262H228V261H226ZM230 262H232V261H230ZM52 263H54V262L52 261ZM65 263L68 264L67 262H65ZM141 263H142V261H141ZM193 263L194 262H192V264ZM202 263H203V261H202ZM46 264H48V262H46ZM76 264H79V263H76ZM204 264H206V261H205ZM228 264H230V263L228 262Z\"/></svg>",
    "mask_w": 264,
    "mask_h": 264
}]
</instances>
